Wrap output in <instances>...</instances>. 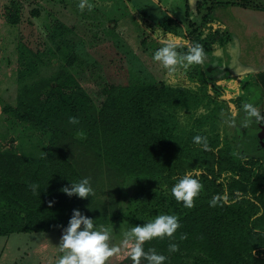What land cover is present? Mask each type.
I'll list each match as a JSON object with an SVG mask.
<instances>
[{"label": "trees", "instance_id": "16d2710c", "mask_svg": "<svg viewBox=\"0 0 264 264\" xmlns=\"http://www.w3.org/2000/svg\"><path fill=\"white\" fill-rule=\"evenodd\" d=\"M253 86L260 89L264 107V71L240 85L234 102L243 103ZM215 91L221 93L218 87ZM100 96L97 105L64 70L51 81L23 89L12 112L49 134L50 142L39 158L0 151V236L62 230L74 208L94 224L115 213L114 204L99 203L96 191L86 198L62 191L81 177H90L94 190L100 179L110 181L113 188L133 176H158L171 188L173 177L195 166L202 169L203 188L191 208L173 201L181 222L175 239L154 238L144 242L145 250L165 254L166 264H264V205L260 202L264 157L240 154L234 141L220 134L210 113L193 119L191 127L183 126L181 112H195L203 104L187 88L162 82L110 85ZM197 134L207 137L209 150L192 142ZM33 182L39 194L29 188ZM214 195L226 196L227 201L210 205ZM181 234L184 239L179 238ZM170 242L179 245L178 251L168 252ZM120 264L132 262L127 257Z\"/></svg>", "mask_w": 264, "mask_h": 264}, {"label": "rangeland", "instance_id": "374dc122", "mask_svg": "<svg viewBox=\"0 0 264 264\" xmlns=\"http://www.w3.org/2000/svg\"><path fill=\"white\" fill-rule=\"evenodd\" d=\"M221 1L249 4L255 9L238 14L229 9L224 19L218 14L214 21L217 23H213L211 15L218 6L214 0H92L93 9L83 12L76 8L77 0H0V151L32 158H39L46 151L50 135L22 121L12 109H17L25 87L51 81L64 70L74 76L97 105L101 92L110 85L162 82L187 88L198 94L203 104L195 112H181L183 126L191 127L193 119L210 113L220 134L232 139L240 154L264 157V124L241 126L243 104L262 107L261 91L253 86L250 96L237 104V90L251 75L242 65L241 75L228 74L230 63H236L239 39L254 37L249 44L255 46L258 55L264 50V12L256 10L257 5L264 6V0ZM222 23L234 33L230 45L231 59H235L232 62L228 61L227 51L228 60L222 59L221 63L209 51L230 39L228 32L214 28V24L224 26ZM157 30L158 35L154 36ZM169 33L177 38L181 51L186 48L185 41L189 45L199 43L206 53L204 63L169 74L153 62L152 52L160 46L159 38ZM232 113L236 114L234 118ZM232 119L234 124L229 123ZM89 164L90 161L86 165L93 178ZM95 191L99 203L114 204L115 213H109L99 224L112 230L113 242L118 246L120 232L128 226L143 224L161 213L179 217L170 188L158 176L125 177L113 188L104 178L95 185ZM260 202L264 205V193ZM61 235L62 230L0 236V264H54ZM120 247L121 251L108 264H120L128 257L126 248Z\"/></svg>", "mask_w": 264, "mask_h": 264}, {"label": "clouds", "instance_id": "9594fccd", "mask_svg": "<svg viewBox=\"0 0 264 264\" xmlns=\"http://www.w3.org/2000/svg\"><path fill=\"white\" fill-rule=\"evenodd\" d=\"M94 7L92 0H77L76 8L83 12L85 9L91 11ZM159 30L153 34L158 35ZM160 46L153 52L151 59L153 62L167 70L169 74L178 71H187L194 65H202L206 59V53L199 43L188 44L185 50L181 51V45L177 43V38L167 34L166 37L159 38ZM239 95V90H237ZM244 119L241 126L247 127L249 124H264V107L253 103H244ZM235 113H232L233 118ZM70 122L76 123V117H69ZM234 124V119L229 121ZM192 142L202 147L205 151L209 150L207 137L200 134L192 137ZM202 169L192 167L182 175L173 177L175 181L170 188L171 196L186 208H191L194 198L198 197L203 184L199 179ZM33 194H39V186L33 182L29 185ZM62 191L68 196L75 194L79 198L92 197L95 193L90 183L89 177L70 182V186H65ZM219 200L227 201L226 196L214 195L210 205H215ZM53 201H49V205ZM181 227L179 217L172 213H161L152 219L144 221L143 224L128 226L121 230L120 246H124L128 253V258L132 264H166L168 257L156 251L154 248L145 250L144 242L154 238L164 239L168 237L175 239L174 233ZM180 239H184L183 234ZM130 245V246H129ZM113 242L112 230L104 224H94L93 219L83 214L79 209H73L68 219L67 225L62 229L60 242L56 246L57 254L54 257V264H108L110 258L121 251V247ZM168 252L178 251L179 245L170 242L167 246Z\"/></svg>", "mask_w": 264, "mask_h": 264}, {"label": "crops", "instance_id": "0c3cea01", "mask_svg": "<svg viewBox=\"0 0 264 264\" xmlns=\"http://www.w3.org/2000/svg\"><path fill=\"white\" fill-rule=\"evenodd\" d=\"M225 2H231V3H234L236 1H221V0H214V4L215 3H225ZM236 4V3H235ZM259 5H257L256 7V10L257 9H260V11H263L264 12V6H262L261 8H258ZM197 8H198V4H197ZM229 9H234V11L238 13L242 12V13H245L246 10H249V9H255L253 8L251 5H228V6H217V8H215L212 12V21L213 23H217V22H214L215 21V16L216 15H220L223 17V19L225 18V15H227V11H229ZM245 11H244V10ZM226 11V12H224ZM236 14V15H237ZM201 16V15H200ZM218 25V24H217ZM215 25L214 24V28L217 29V27L221 30H223L224 32H228V35L230 37V39L228 40V42L224 45L222 44H219V46H214V49L212 50V58L213 59H217L216 61H218V63H221L223 62V60H228V56L226 54V51L227 53L230 55L229 56V62H232L234 61L233 59H231V56H232V49L230 47V45H232L233 41H234V33L232 32L231 29H229L226 25H224L222 23V25L224 26H220V25ZM254 37H244L243 41H242V38L239 39V42L238 43V50H236V54L239 56L236 57V63L235 64H231L230 63V66H232L231 68V72H229L228 74H235V75H241V71H240V66H245V70L249 71V74L253 76L260 73V72H263L264 70H262V66L264 64V50H261V52L259 51V55H258V50L256 48H254L255 46L253 45H250L249 43L251 39H253ZM258 44H261L263 45V43H258ZM259 45V46H261ZM250 46V47H249ZM220 49H222L223 52L218 53L217 51H220ZM215 50V51H214ZM211 52V51H210ZM215 55H217L219 58H215ZM245 58H244V56ZM258 55V56H257ZM243 56V57H242ZM227 61V62H228ZM217 65V64H215ZM218 67L214 66V69H217ZM262 70V71H261ZM233 72V73H232Z\"/></svg>", "mask_w": 264, "mask_h": 264}]
</instances>
